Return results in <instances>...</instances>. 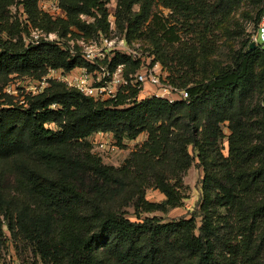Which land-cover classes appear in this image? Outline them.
Listing matches in <instances>:
<instances>
[{
	"label": "trees",
	"instance_id": "obj_1",
	"mask_svg": "<svg viewBox=\"0 0 264 264\" xmlns=\"http://www.w3.org/2000/svg\"><path fill=\"white\" fill-rule=\"evenodd\" d=\"M40 1L0 0L5 23L0 25V161H5L0 168V244L5 242V223L46 264H264V133L259 144H249L254 124L259 122L264 132V105L254 108L260 113L255 120L247 107L260 79L264 81V41L252 51L248 43L231 65L189 87L187 100L145 98L120 108L122 98L98 101L59 83L27 94L20 103L3 92L1 83L10 74L41 79L49 68L70 71L88 65L79 52L71 53L57 41L40 37L27 42L31 30L60 27L66 33L72 25L90 36L102 24H86L79 17L103 8L97 0H61L68 20L52 19L40 9ZM153 1L120 0L126 14L140 4V12L127 18L128 28L148 19ZM165 2L185 19L211 13L202 0ZM238 2L220 0L216 5L227 10ZM15 3L22 6L26 21L10 23L7 15ZM263 16L264 8L259 20ZM152 21L165 40H180L175 27L158 15ZM260 57L261 78L255 71ZM119 63L133 62L116 54L112 64ZM227 121L232 131L228 156L221 147ZM145 129L150 132L149 156L162 160L140 161L136 174L128 165L105 164L92 152L89 137L95 132H112L121 145ZM172 138L177 142L173 147ZM196 158L204 176L200 203L191 217L167 222L157 216L142 218L141 212H167L183 204L181 177L172 183L165 171L181 175ZM154 171L156 185L166 196L161 202L144 197L142 185ZM13 189L22 191L27 202L14 205L5 198L4 192ZM132 201L137 220L122 211Z\"/></svg>",
	"mask_w": 264,
	"mask_h": 264
},
{
	"label": "rangeland",
	"instance_id": "obj_2",
	"mask_svg": "<svg viewBox=\"0 0 264 264\" xmlns=\"http://www.w3.org/2000/svg\"><path fill=\"white\" fill-rule=\"evenodd\" d=\"M60 1L41 0L39 7L43 12L48 13L52 19L63 18L68 20L67 13L60 6ZM202 1L211 13H198L192 18L185 19L165 0H154L152 12L148 19L140 23V26L136 24V27L128 28L127 18H133L140 12L139 3L132 7L129 14H126L120 10V0H97V2L103 4V8L101 6H99V9L95 7L92 9L91 14L81 13L79 16L86 24L99 25V20H102L101 26H98L96 31H92L90 36H87L85 31H79L75 26L70 25L66 33L60 27L50 31L46 29L39 32H35V29L31 30L30 38H26V40L28 42L30 39H36L38 34L42 32L40 37L44 36L57 41L64 48H69L74 53H81L83 43H94L102 49L104 46L102 38L105 37L116 41L123 40L134 54L130 57L133 63L128 65L129 71H135L142 62L150 61L151 64L158 62L161 67V78L165 83L179 89H188L198 83L209 81L231 65L241 49L244 50L253 42L257 44L259 42V40H256L258 39V29L264 24V16L259 20V14L264 8V0H239L238 3L227 10L218 8L219 6L216 3L220 0ZM187 3H193V0H187ZM51 4H54L57 9H49L48 5ZM103 9L106 11L105 15H103ZM154 14L158 15L159 20L169 27H175L180 36L179 41L168 42L161 33L156 32L152 21ZM7 16L10 23L16 18L20 21H26L28 18L22 6L18 3L9 8ZM3 24L5 23L0 19V25ZM107 54L111 55L112 52L108 51ZM262 64V57H260L255 66L259 78H261ZM44 76L47 79L46 88L59 83L64 84L62 80H59V72L56 74H48L47 72ZM36 79L33 75L13 73L8 76L6 84L1 83V85H4L3 92L12 95L16 102L22 103L27 94H35V87L40 85L39 80ZM145 88H149V85H146ZM143 96H145L144 93ZM124 101H128L127 98ZM263 105L264 81L260 79L257 88L247 101L248 109L255 113V115L250 116L251 120L260 118V113L256 109ZM254 108L256 109L254 110ZM49 126L56 128L53 123ZM259 126L260 123L258 122L251 128V137L249 138V144L251 145L261 142L260 137H263L264 132ZM222 129L224 137L221 140V147L224 154L228 156V138L232 134L229 121L222 124ZM149 138L150 132L146 129L135 139H124L121 145L118 144L112 132L99 131L89 137L92 143V152L97 154L105 164L113 165L116 168L128 165L134 174L141 169V166L138 165L140 161L148 162L149 157L153 159L161 158L159 155L149 156ZM176 143V139L172 138V147ZM189 150L191 154L194 153L192 146H189ZM4 164L5 161H0V168ZM256 165L255 162L253 166ZM160 168L158 165V169ZM165 174L167 180L172 183L177 181V176L181 177L179 183L181 185L180 191L184 196L183 204L167 212H141V217L157 216L163 222L181 217L190 218L192 211L199 206L202 195L201 180L204 176V170L200 166L199 160L196 158L191 167L186 171H182L181 175H176L177 170L165 171ZM155 175L154 171L146 176V181L142 185L144 197L151 202H161L166 196L157 187ZM4 195L5 198L12 199L15 202L14 205L27 202L22 191L16 189L8 190L4 192ZM122 211H125L127 217L137 220L138 214H136L137 210L133 201L123 206ZM1 219L4 222L5 217L1 215ZM198 222L200 224V218H198ZM2 230V240L5 242L0 244V264H46L40 255L34 251V248L27 245L21 236L13 235L5 223Z\"/></svg>",
	"mask_w": 264,
	"mask_h": 264
},
{
	"label": "built area",
	"instance_id": "obj_3",
	"mask_svg": "<svg viewBox=\"0 0 264 264\" xmlns=\"http://www.w3.org/2000/svg\"><path fill=\"white\" fill-rule=\"evenodd\" d=\"M48 8L57 9L54 4L48 5ZM39 31L35 30V32ZM41 33L36 39L40 38ZM43 38L50 40L44 36ZM256 40L264 41V24L258 29ZM102 41L104 43L102 49L94 43L82 44L80 54L88 65L76 67L70 71L49 68L48 74L59 72V80H62L68 88L76 89L83 95L98 101H119L121 98L124 101L127 98L128 101L119 104L120 108L129 107L143 100L145 96L146 98H163L171 103L189 99L188 89H179L162 80L161 67L158 62L155 64H151L150 61L142 62L135 71H129L127 63L113 65L112 59L117 53L131 57L134 55L133 51L126 46L123 40L116 41L105 37ZM108 51L112 54L108 55ZM71 53L74 52L71 50ZM36 80H39L40 85L35 87V95L42 93L47 87L45 76ZM146 85H149V88H145ZM143 93L145 96L142 97Z\"/></svg>",
	"mask_w": 264,
	"mask_h": 264
},
{
	"label": "water",
	"instance_id": "obj_4",
	"mask_svg": "<svg viewBox=\"0 0 264 264\" xmlns=\"http://www.w3.org/2000/svg\"><path fill=\"white\" fill-rule=\"evenodd\" d=\"M255 47H256V43L253 42V43L251 44V47H250L249 51H252Z\"/></svg>",
	"mask_w": 264,
	"mask_h": 264
}]
</instances>
